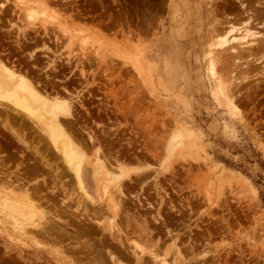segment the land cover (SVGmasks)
Wrapping results in <instances>:
<instances>
[{
  "label": "rangeland",
  "instance_id": "rangeland-1",
  "mask_svg": "<svg viewBox=\"0 0 264 264\" xmlns=\"http://www.w3.org/2000/svg\"><path fill=\"white\" fill-rule=\"evenodd\" d=\"M4 1L8 3L4 16L15 17L11 26L17 35L35 34L26 26L30 21H25L24 15H21L24 19L20 17L21 11L34 10V22L42 27L35 31L48 35L38 37L29 47L31 50L37 47L35 53L42 59L40 65L49 66L55 58L43 45L46 43L58 52L56 55H61L62 61L56 63L60 69L58 77L63 78L60 73L74 69L64 84L75 91L72 103L80 122L95 135L94 144L87 142L92 151L88 156L91 158L100 146L102 130L91 118H102L112 127L108 139L121 140L112 141V153L122 143L129 145H121L126 154L133 147L130 155L134 153L133 158H140L142 170H133L139 165L135 166L137 160L129 156L127 168H132L130 177L138 183L125 178V186L133 181L132 196L122 199L126 202H121L120 214L115 216L108 198L112 194L113 198L119 196L115 187L119 171L110 170L109 175L95 172L89 162L85 163L84 179L89 195L96 202H91L93 207L89 199V202L85 198L81 200L84 195L75 186L73 174L58 175L63 167L58 160L55 168L58 171L29 175V181H25L27 186L22 180L17 183V176L23 177L30 166L31 152L24 148L22 141L11 138L10 146L0 150V158H4V162L0 160V178L8 173L14 185H18L13 188L17 192L9 193L13 198L17 194L25 195L23 190L29 188V193H34L31 199H38L35 205L38 207L37 203L41 202L38 210H46L44 214L48 216L42 220L46 223L40 225L41 229L27 225L29 232L23 234L13 228L18 211L3 209L0 205V264H136L130 242L123 241L129 242L124 247L111 234L114 218L118 220L117 227L124 229L122 240L135 237L145 246L159 248L160 257L169 250L171 253L166 257L171 259L174 249L179 248L188 264H264V82H259V74L253 75L255 71L248 73V77L258 76L259 81L247 79V73H240V68L233 70L229 65L232 60L227 59L229 53L222 52L215 42L222 29L229 28L227 20L241 26L242 19L236 20L239 2L34 0L33 3V0H24L22 5L16 0H1L0 3ZM12 7L18 10L12 13ZM243 61L239 60L240 65ZM261 64L259 69L264 65ZM51 66L46 68L48 73L55 71ZM82 68L88 70L87 78H83ZM239 79L241 83L244 81L242 87ZM228 91L232 99L226 95ZM85 106L93 117H89ZM106 116L115 121L108 122ZM10 125L25 133L26 140L33 143V150L46 151L50 160L57 159L43 143L39 144L38 132L35 126L30 127V122L22 125L10 119ZM178 125L190 132L189 138L172 139ZM0 134L10 135L1 125ZM126 140L134 142L126 144ZM20 153H25L27 158ZM142 171L148 172L146 179L141 176L146 181L137 178ZM52 174L56 179L52 180ZM57 176L62 180L60 183ZM19 182L26 188L18 189ZM0 188L1 204L9 188L6 191L4 186ZM120 199L114 201L118 203ZM25 216L20 219L26 220ZM51 220L55 223L52 226ZM83 226H91L94 231L80 235L77 230ZM144 228L150 235L149 241L143 237ZM37 229L40 234H35ZM119 252L125 255L120 256Z\"/></svg>",
  "mask_w": 264,
  "mask_h": 264
},
{
  "label": "bare ground",
  "instance_id": "bare-ground-1",
  "mask_svg": "<svg viewBox=\"0 0 264 264\" xmlns=\"http://www.w3.org/2000/svg\"><path fill=\"white\" fill-rule=\"evenodd\" d=\"M16 1L21 3L22 5H24L25 2H26L24 0H16ZM35 1L33 3H35ZM237 1L239 2V10H238V16L239 17L236 20H238V22H239V19H242L241 26L239 24L236 26V22H235V24H233V23L231 24L232 21L231 20L230 21L227 20L226 22L231 24V26L228 24L227 26H229V28L226 27L227 29L226 28H224L225 30L222 29L221 33L217 35V39L215 41L216 42V46L219 49H221L222 52H224V53L228 52L229 53L228 56H227V59H228V61L230 59L232 60L229 65L232 66L233 70H235L236 68H240V73H241V71H242V73L243 72L247 73V76L245 75V77L247 79L248 78H253V76H251V75H250V77H248L249 76L248 73L251 72L253 74V72L255 71L256 73L253 74V75L259 74V76L261 77L260 81H259V79L257 80V77H258L257 76L255 78L256 81L264 82V65L261 66L262 67L261 69H259L260 68L259 65L261 63L264 64V3H263L264 1L257 0V2H253V3L250 2V1L246 2V0H237ZM5 2L6 1L0 3V15L1 16H4L7 13L6 10L8 8L7 7L8 3H5ZM37 2H38V0H37ZM42 4L44 5V2H42ZM13 7L11 8V12L12 13L15 12L16 10H18V8L14 9ZM45 7H47V5ZM33 11H28L26 13H23L21 11L20 17L22 18L23 16H21V15H24L27 19L25 17H23L22 19L25 18L24 20L27 21V22L30 21L29 23H27L26 26L27 27L28 26L31 27L30 29L31 30L33 29L34 33L37 34L38 32H36L35 30H39L38 28H42V27H40L41 25L38 27L36 25V23L34 22L35 21V19H34L35 12H33ZM37 11H38V9H37ZM45 11H46V9H45ZM45 11L43 13H45ZM6 18H8V17H6ZM228 18H229V16H228ZM10 22H12V21H10ZM22 22L25 24V22L23 20H22ZM36 22H38V21H36ZM226 22H224V23L226 24ZM38 24H40V23H38ZM44 24H45V22L43 23V27L45 26L46 29H47V26L44 25ZM11 25H13V22L11 23ZM221 26H223V25H221ZM1 27H3V26H1ZM24 28H26V27H24ZM221 28L222 27H220V29H219V27H218L219 30H221ZM40 31H39V33H40ZM235 33H238V34H235ZM35 34L33 36V39L29 40L30 42H33V43L37 42V38L39 37V34H37V35H35ZM19 35H20V33H19ZM19 35L16 36V42L18 44L17 46H19V48H23L24 46L20 42L21 41V36L24 37L25 40L28 41L29 35L26 34V33H24L23 35L21 34L20 36ZM44 36H46V35H44ZM43 45H45V47H46V49L48 51H50L51 53H53L55 55V58H52L53 56L51 57L52 58V62H50V64H49V66H51V64H52L51 69L55 70L54 71L55 74L53 72L52 73H48L47 70L50 69L49 66H48V69L44 68V70H43V68H40V63H41L42 59H41L40 56H38L35 53L37 51L36 50L37 47H36V49H34V48L32 50L30 49L29 52L27 50L28 53L26 54V56L20 57L19 60H17V59L15 60L10 55L0 51V125H1V128H3V130H5L7 132V135L10 134L9 136H2L0 134V138H1V140H0V150L7 149L10 146L11 142H12L11 138H13L15 141H22L24 148L27 151L31 152L30 160L28 161L30 166L25 171V173L23 172L24 176L23 177L21 176V178H20V176H17L18 179H16L15 181L17 182V181H21L22 180L23 183L26 184L25 181L26 180L29 181L28 180V176L29 175H33L35 173H43L44 171L50 172V173L51 172L52 173L56 172L58 170L55 169V168H58L57 165H58L59 162H61L63 167L60 168L61 169L60 172L58 171V175L62 174V176H60V177H63V175L65 176V173H67V172L70 175L73 174V175H71V177H74V179H73L74 182L76 181L75 182V186L77 184V186H78L77 188L81 192V195L85 196V197L84 196L81 197V200H82V198L87 199L88 202L90 200L89 203H90V205H92L91 202H94L95 199L93 201V198L89 195L87 187H86L87 184H86L85 179H84V170H85L84 166H85V163L89 162L95 168V172L103 171L105 174H108L110 172V170L111 171L114 170L113 172H115V170H116V172L119 171L118 174H117V176H118L117 179H119V180L116 181V186H115L116 189H117V190L115 189L116 193L118 191V193H119L118 195L119 196H117V195L116 196L121 198L120 200L124 199V197L125 198L126 197L130 198L132 196L130 193H132L131 188L133 186V181H135V183H138V180L136 182V180H134V178H131L132 176L130 177V172H131L132 168L130 167L131 168V170H130L129 167L127 168V165L130 166L129 163L126 164L127 163L126 161H128L127 159H129L128 158L129 156H132L131 158H133L134 153L132 155H130V153H132V151L130 149H132L133 147L132 148L129 147L130 148L129 149L130 153L126 154L125 151L121 147V145L125 146V144L122 143V144H120V149H118V150L116 149L115 150V151H117V153L115 151H114V153H112V143H113L112 141L113 140L115 141V139L117 141H119L120 138L111 139L112 141H110L108 139L110 137L109 129H111L112 127L107 125L106 122H103L102 118H100L102 121L101 120H97L96 118H94L92 116V112L89 110V108H87L85 106L84 109L86 110V112L89 115V117H91V116L93 117L91 119H93V122L95 123V125H98L99 127H102L100 140L98 139L100 141V146L98 145V147L93 151V153H92L93 155L91 156V158H90V156H88V152H92V151L90 149L91 147H88V145H87L88 143L87 142L89 141L91 144H94L95 135H94L93 131L91 129H89V127H87L86 124H85L86 125L85 126V125H83L80 122V119H79L80 117H78V114L75 112V109L77 110V108L73 107L74 103H72V98L74 97L73 95H74L75 91L70 89V87L67 84L61 83L59 78H58L59 68H57V66H56L57 64L56 63H57V60H61L62 61L61 55L60 56L56 55V54H58V52L53 50L50 46L46 45V43H44ZM46 57H48V56H46ZM48 59H50V58H48ZM240 59H244L243 64H241V65H240V62H239ZM71 61H73V60H71ZM257 61H259V62L261 61V63L259 65H257L258 64V63L256 64ZM48 62H49V60H48ZM78 62L83 63V60L82 61L79 60ZM67 64H68V61H67ZM83 64H81V65H83ZM69 65H71V63ZM76 66H78V65H76ZM83 69L84 68H82V71H81L82 73L81 74H82L83 78H85V77L87 78L88 70L85 71V69L84 70ZM53 70H51V71H53ZM245 77L243 76V78H245ZM246 78L244 79V81H247ZM244 81H242V83ZM239 82L241 84L240 87H242L241 80ZM74 89L76 90V87ZM226 95H228V97H230V99H232V94L229 91H228V93ZM108 116H106L109 119L108 122L115 121V120H112L111 117H108ZM10 119H13L14 121H18L22 125L23 124L25 125L26 123L30 122L32 124L30 127H32V128H33V126H35V129L38 132L37 135L40 138L39 144L43 143V145L46 146L47 151L48 152L51 151V153L57 159L55 161H52L48 157V154L45 153L46 151L44 152L43 150L42 151L33 150V143L31 141H29V140H26L24 132L21 133L17 128L13 127L15 125H13V126L10 125ZM27 134H28V132H27ZM84 134H85L86 138H84ZM189 137H190V132L182 125H178L175 128L174 133L172 134V139L183 140V139H185V138L187 139ZM128 139H130V138H128ZM117 141H116V143H119ZM126 141H127L126 144L127 143L128 144H133V142H134L133 140H131V141L130 140H126ZM126 146L128 147L129 145H126ZM121 150H123L124 152L121 151ZM3 153H5V152H3ZM0 155H1V152H0ZM20 155L23 158H25V156L27 158V155H25V153H20ZM134 158L138 162V164L135 163L136 164L135 166H137V165H139V166H137L133 170L134 171L135 170L136 171H140V168H141L140 166H142V163H140V158L138 156H136V157L134 156ZM3 159H2V157L0 158V160L2 162H4ZM4 165H5V163H3L2 167ZM143 165H145V164H143ZM3 169H5V168H3ZM141 170H142V168H141ZM113 172H112V174H113ZM144 172H145V174H143ZM144 172L142 174L138 172L140 174V177H138V175H139L138 174L137 178L145 180L146 179L145 175H148L147 174L148 172L147 173H146V171H144ZM59 173H61V174H59ZM50 176H51V174H50ZM141 176L145 177V179H143ZM53 177H54V175H53ZM53 177H52V180L56 179L55 177L54 178ZM13 178H15V177H13ZM58 178H59V176H57V181L58 182L62 181V180H59ZM125 178L126 179H128V178L129 179H133L132 182L129 180L132 185L131 184L129 186L123 185V184L126 183V181H125L126 179ZM0 180H1L0 181V185L4 186V188H5V189L2 188V189H4V191H6V189L9 188V189H7V190H9V192L6 191L8 194H6L5 198L1 196L3 198V202H1V204H0V205H2L1 207L3 209L10 208L12 210L14 208V210L18 211V213H19L18 218H16L15 222L13 223V228L17 229L18 231H20L21 233L24 234L25 232H29L28 229H30L29 228L30 226H31V228L35 227V229H36L37 228L36 226H39L38 228H40L41 224L45 225L44 223H46V222H43L42 220L46 219L47 216H48V215L44 214V211L46 213V210H44L43 208H41L43 210H38V207L41 205L40 204L41 202L37 203V205L39 204V206L37 207L35 205V200H38V199H35V198L33 200L31 199V196H33V194H34L33 192H35V191L32 192L33 194L29 193V191H30L29 188L28 189L26 188L27 184H26V186H23V183L19 182L21 184L19 185L18 189L22 188V190H23V189L26 188L25 190H23L25 195H20V194L15 193L17 195H15L16 197L13 198V196L11 197V195L9 193H11V194L13 193L14 194L13 191L17 192L16 191L17 189L14 190L16 185H14V181L11 179V175L6 173V175H4V178L3 179L0 178ZM57 181L55 180V182H57ZM65 181H67V180H65ZM140 183H142V182H140ZM128 184H129V182H128ZM57 185H58V183H57ZM65 185H66V183H65ZM10 187H12L11 188L12 192H10ZM16 187H18V185ZM38 188L39 187H37V189ZM0 192H1V190H0ZM2 192H3V190H2ZM36 192H38V191H36ZM29 194H30V196H29ZM38 194H40V193H38ZM110 194L111 193H109V195ZM141 194H142V192H141ZM129 195H131V196H129ZM112 196H113V194L110 196V199L108 198V200L110 201V204H111V206L113 208L112 210L114 211L115 216H117V215L120 214L119 210L121 211V207H122V205H121L122 203L121 202L124 201V203H125L126 201L125 200H122V201L119 200V202L117 203V202L114 201V199L115 200L117 199V201H118L119 198H115L116 196L113 198ZM86 197H88V198H86ZM106 197H108V196H106ZM145 197L147 198V196H145ZM36 198H38V197H36ZM105 201H106V199H105ZM106 202H108V201H106ZM94 203H96V202H94ZM151 203H153V202H151ZM104 204H105V202H104ZM143 205H144V203H143ZM65 206L67 207V205H65ZM92 206L94 207V204ZM154 209H155V207H154ZM8 212H10V211H8ZM101 212L99 214H101ZM74 213H76V212H74ZM16 215H13L12 217H15ZM25 215H27V216H25ZM74 215H77V214H74ZM22 216H25L26 220H24V221H23V219L21 220L20 218H22ZM58 219L62 220V218L61 219L58 218ZM53 220H55V219H53ZM53 220H51V224H49V225L52 226ZM156 220H157V218H156ZM98 221L99 220L97 219L96 222H98ZM117 221L115 220V218H114V222H113V220H112V223L109 221V224L110 223L112 224L110 226L111 232L114 230L111 234L117 241H119V243H122L123 241H125V242L129 241L130 242V243L127 242V244L129 243V249H132L133 252H134L135 263L136 264H180V263L181 264H188L186 258H184V256H182L181 249H179V248L174 249L175 253L173 251L174 255L171 254L172 258L170 259L168 256H167L168 258L166 257V255L171 253V252H169V250H167L164 254H162L163 257H162V255L160 257V253L158 252L159 248L154 249V248H152V246H150V247L145 246L140 241H137L138 239H136L134 236L133 237L136 240L133 237H132L133 239L125 238V240H122L121 234H123L122 231H124V229L122 230V227H120V228H119V226L117 227V225L119 224V223H117ZM64 222L66 223L65 220H64ZM53 224H55V223L53 222ZM27 225H30V226H27ZM49 225H47V226H49ZM51 226H49V227H51ZM27 227H28V229H27ZM45 227L46 226H43V228H45ZM60 227L61 226H59V228ZM54 228L56 229V227H54ZM37 230H38V232H35V234L36 233L40 234L39 229H37ZM93 231H94V229L91 226L90 227L89 226H87V227L83 226V227L78 228V230H77L78 234L84 235V236L85 235H89ZM63 232H64V230H63ZM41 234H42V232H41ZM137 234L139 236L143 235L142 233H137ZM125 236H129V235H125ZM149 236H148V232H147L146 228H144V236L143 237H147L146 241H149L151 239ZM125 242H123V244H125L124 247L127 245ZM103 243H105V242L103 241ZM46 245H48V244H46ZM82 245H84V244H82ZM91 245H93V244H91ZM118 248H120V246ZM123 249H125V248H123ZM119 250H121V248L118 249V251ZM110 251H111V249H110ZM107 252H106V254H107ZM119 254H120V256L125 255V253H123V252H119ZM111 258L113 259L114 255H112ZM119 260L123 261L122 259H119ZM148 261H151V263H149Z\"/></svg>",
  "mask_w": 264,
  "mask_h": 264
},
{
  "label": "flooded vegetation",
  "instance_id": "flooded-vegetation-1",
  "mask_svg": "<svg viewBox=\"0 0 264 264\" xmlns=\"http://www.w3.org/2000/svg\"><path fill=\"white\" fill-rule=\"evenodd\" d=\"M13 19H15L14 16H11V18L10 17L6 18V16L2 17L0 15V51L10 55L15 60L16 59L19 60L20 57L26 56V54L29 52V50H30L29 47L31 46V44H33V42H30L29 40H32L34 35H29L28 41L25 40V38L21 36L20 42L22 43V45L24 47L19 48V46H17L18 44L16 42V36H17L16 31L11 26ZM10 21H12V22H10ZM1 26H3V27H1ZM44 35L45 34H40L39 37L44 38V37L48 36V35H46V36H44ZM27 50H28V52H27ZM43 55L45 56V54H43ZM46 67L48 68V65H46V64L40 65V68H43V70H44V68L46 69ZM73 71H74V69L69 70L67 72V73H70L69 75H67V73H65V72L60 73L63 76V78L58 77L60 82L66 83L68 81V79L72 76ZM59 72H60V69H59ZM96 98L100 99L102 97L98 96Z\"/></svg>",
  "mask_w": 264,
  "mask_h": 264
}]
</instances>
